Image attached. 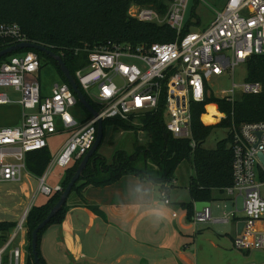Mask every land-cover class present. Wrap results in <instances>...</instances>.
Listing matches in <instances>:
<instances>
[{
	"label": "built area",
	"instance_id": "obj_1",
	"mask_svg": "<svg viewBox=\"0 0 264 264\" xmlns=\"http://www.w3.org/2000/svg\"><path fill=\"white\" fill-rule=\"evenodd\" d=\"M201 1V0H199ZM135 7V6H132ZM129 16L140 21L165 23L175 31L174 40L150 44L108 43L87 52V64L75 71L74 79L97 106L96 116L83 120L74 117L78 103L67 83H54L48 94L42 92L39 78L40 59L33 51L7 57L0 63V87L19 92L23 109L20 127L0 128V181L18 182L26 169L25 162L5 160V147L17 146L20 154L47 147V138L56 132L69 131L42 175L29 202L10 228L0 229V264H25L28 255L26 217L38 195L49 197L62 191L61 184L46 180L54 167L65 170L92 146L98 119L119 118L138 123L140 115L158 113L164 117L166 130L176 137L192 139V103H200L211 94L234 102L242 94H258L261 83L246 80L214 93L211 76L233 75L235 67L246 64L251 56L264 57V0H227L204 28L184 30L188 0H172L164 16L150 8H132ZM0 39L14 43L28 41L17 24H0ZM119 78L117 84L115 79ZM236 96H238L236 98ZM0 91V104L9 103ZM205 114L208 113L206 105ZM219 123L227 117L219 112ZM81 118V119H79ZM232 159V184L224 194L232 202L241 197L242 227L232 238L238 250L264 249V229L258 222L264 216V120L241 122L233 119L227 126ZM164 204H169L166 189H159ZM176 213L173 212V216ZM211 220L209 207L194 211L192 221Z\"/></svg>",
	"mask_w": 264,
	"mask_h": 264
},
{
	"label": "trees",
	"instance_id": "obj_2",
	"mask_svg": "<svg viewBox=\"0 0 264 264\" xmlns=\"http://www.w3.org/2000/svg\"><path fill=\"white\" fill-rule=\"evenodd\" d=\"M172 0H0V24H17L25 39L45 46L59 55L70 74L87 64V50L108 43H129L131 45L150 44L154 42H169L174 40L175 31L167 24L145 22L128 15L130 5L153 9L158 15L164 16ZM188 30L185 24L184 30ZM15 44L10 39H0V50ZM33 51L40 59V67L51 64L55 69L59 82L67 83L66 78L56 61L36 49H20L12 54L0 58V63L10 55ZM248 81L261 83L258 94H242L234 102L213 94L207 96L203 102L192 103V139L176 137L166 130L164 117L158 113L140 115L138 123L119 118L103 120V137L106 128L112 130H145L148 140L143 147H133L132 153L116 150L110 160L99 155V143L95 152L89 158L82 175L73 185L71 194L81 195L88 186H105L117 181L121 176L132 174L141 180L158 185L159 189H166L168 193L173 172L180 162L187 160L193 170L189 178L187 190L189 201L178 203L185 210L187 220H191L194 213V202L212 201L214 193L225 195L224 188L232 184L231 159L229 146L230 136L216 142L213 149L203 147L205 137L214 125H205L201 121L205 113L204 106L209 113L213 109L226 113L227 117L220 123L227 127L230 120L236 124L264 120V57L251 56L246 62ZM40 71V69H39ZM39 80V78H38ZM68 84V83H67ZM69 85V84H68ZM42 87V86H41ZM79 87V86H78ZM79 89H81L79 87ZM82 91V90H81ZM43 92V90H42ZM91 106H97L82 91ZM214 103V104H210ZM78 106L83 108L81 104ZM84 109V108H83ZM86 120L91 114L85 109ZM205 115V114H204ZM202 116L205 123L208 114ZM48 147L28 151L25 153V167L29 173L38 177L43 174L49 161ZM81 159V158H80ZM80 159L67 167L61 179L62 190L73 175ZM60 192H54L46 201L33 205L26 217V240L28 255L25 264H34L30 252L31 232L36 225L48 214L59 198ZM225 199L228 197L223 196ZM68 200V198H67ZM67 200L63 207L50 219L37 235V255L41 264H47L40 251V244L45 230L50 225L60 224L66 214ZM14 225L10 221H0V229Z\"/></svg>",
	"mask_w": 264,
	"mask_h": 264
},
{
	"label": "crops",
	"instance_id": "obj_3",
	"mask_svg": "<svg viewBox=\"0 0 264 264\" xmlns=\"http://www.w3.org/2000/svg\"><path fill=\"white\" fill-rule=\"evenodd\" d=\"M198 1L194 0L189 16H184L189 30L206 27L227 0L212 6L209 20L204 24H200V17L195 13ZM0 91L10 99L9 103L0 104V128L20 127L23 109L18 103L19 92L12 89V94L17 93V96L10 97L8 91ZM16 147H5V160L25 162V154H20ZM192 174L183 181L186 189ZM31 175L25 169L20 181L4 182L9 186L0 198L2 204L8 203L3 205L9 209L2 213L0 221L15 222L19 218L28 203L24 188ZM61 179L52 185L60 184ZM176 183L173 178L168 185L169 204L163 203L158 185L132 174L123 175L105 186H86L81 195L74 194V200L69 201L63 221L53 225L42 237L40 251L46 263L264 264V249L243 251L232 246V238L240 231L238 217L229 215L234 210L211 213V220L203 223L187 220L185 210L181 216L177 213L173 216L176 202L170 198V189ZM213 196L215 199L208 206L210 211L213 201H230L223 197L225 195L214 193ZM257 225L264 229V216Z\"/></svg>",
	"mask_w": 264,
	"mask_h": 264
},
{
	"label": "rangeland",
	"instance_id": "obj_4",
	"mask_svg": "<svg viewBox=\"0 0 264 264\" xmlns=\"http://www.w3.org/2000/svg\"><path fill=\"white\" fill-rule=\"evenodd\" d=\"M221 1V0H201L196 3L195 6V13L200 17V24H204L209 20L212 6H215V3ZM135 6L137 8H145V7H139L136 5H130V7ZM194 6V0H188V7L185 12L186 16H189L191 7ZM132 7V8H135ZM129 15V12H128ZM202 15V16H201ZM247 77V69L245 64H240L235 67V71L233 75H222L220 77L218 76H211L210 77V85L214 93L219 94L221 90L228 89L232 83V81L237 84L241 85L246 81ZM58 77L55 72V69L51 64H46L43 67L40 68L39 71V81L42 85L43 92H50L51 86L58 82ZM115 82L117 84L120 83L119 78L115 79ZM0 90H6L8 91V95L10 97L17 96L16 94H12V88L10 87H4ZM48 92V93H49ZM238 96H236L237 98ZM77 109H72L71 113L74 117H81L85 114V111L83 108L78 106L76 104L75 106ZM213 111L220 112L217 109H213ZM211 112L209 111L207 122L205 123L201 116V121L205 125H214L218 123L216 120L209 119L211 116ZM223 113V112H222ZM81 119V118H79ZM69 131H60L56 132L55 134L51 135L47 138V147L50 151V154L53 155L56 151V149L64 142V140L68 137ZM227 135V127H225V124L218 123L214 125L211 130L209 131L208 135L205 137V141L203 143V147L207 149H213L216 145V142L220 139L225 138ZM148 136L145 132V130L140 129H133V130H112L111 128H106L105 135L102 137L101 144L99 147V155L104 157L106 160H110L112 157V154L117 150H122L127 153H132L133 147H143L147 144ZM64 170L58 167H54L51 169L50 174L47 177L46 182L50 185L53 183L59 181L63 176ZM193 171L191 169L190 162L187 160L182 161L179 163V165L176 167V169L173 172V177L176 178L177 183L176 186L172 189H170V198L174 203L173 210L175 213H177L179 216H181L184 213V210L179 206V202L187 201L188 199V192L187 189L184 187L185 180L188 178L189 174H192ZM59 176V178L57 177ZM24 179V178H23ZM5 181L0 182V195H3L5 193V190L8 188V184L4 183ZM27 184L25 186V196L26 201L29 202L32 195L34 194L37 185H38V178L35 176H29V179L27 181ZM74 194H71L70 197H68L67 200V206L69 201L74 200L73 196ZM46 196L38 195L35 202L33 204H40L41 201L45 200ZM2 198H0V218L3 217L2 213L9 209L8 207H5L4 205H7L8 203L2 204ZM225 202V201H224ZM224 202H217L213 201L211 203V213L212 215L219 214L221 211L230 212L234 210V207L232 205V202L226 201ZM26 204V203H25ZM24 204V205H25ZM42 204V203H41ZM225 204V207H224ZM11 205H9L10 207ZM26 206V205H25ZM5 207V208H4ZM20 208V207H19ZM241 208H242V200L241 197H237L236 199V209L238 212L236 213V216L241 215ZM22 212V211H21ZM20 212V214H21ZM53 225H50L44 232L43 236L47 231H49Z\"/></svg>",
	"mask_w": 264,
	"mask_h": 264
},
{
	"label": "water",
	"instance_id": "obj_5",
	"mask_svg": "<svg viewBox=\"0 0 264 264\" xmlns=\"http://www.w3.org/2000/svg\"><path fill=\"white\" fill-rule=\"evenodd\" d=\"M192 31L197 30V28L191 29ZM36 49L38 51H41L45 54H48L51 56L57 63L58 67L60 68L61 72L63 73L64 77L67 80V83L69 84L72 92L75 94V97L77 99V102L81 104V106L89 112L92 116H96L97 112L96 110L91 106L85 95L82 93V91L79 89L74 77L70 74L69 70L67 69L65 63L63 62L62 58L52 52L51 50L47 49L45 46L31 42V41H24L12 44L8 47H5L0 50V58L12 54L13 52L20 50V49ZM103 120L98 119L97 121V131H96V137L92 144V146L89 148V150L81 157L78 166L76 167L73 175L71 176L70 180L68 181L67 185L64 187V189L61 191L58 200L56 203L52 206L48 214L44 217V219L39 222L36 227L31 232V239H30V252L33 258L34 264H41L37 255V235L38 232L44 228L50 221V219L63 207L65 204L69 193L71 192V189L75 182L78 180V178L82 175V172L91 157V155L95 152L97 149L99 143L102 140L103 137ZM259 157L264 162V156L259 153ZM209 202L208 201H196L194 202V210L199 211L203 207H208ZM242 223L239 224V229H241Z\"/></svg>",
	"mask_w": 264,
	"mask_h": 264
},
{
	"label": "bare ground",
	"instance_id": "obj_6",
	"mask_svg": "<svg viewBox=\"0 0 264 264\" xmlns=\"http://www.w3.org/2000/svg\"><path fill=\"white\" fill-rule=\"evenodd\" d=\"M208 112V111H207ZM207 114V113H206ZM205 114V115H206ZM220 113L219 112H217V111H212L211 112V116H210V118L209 119H211V120H216L217 118H214V116H216V115H219ZM204 114H202V116H203ZM195 211V210H194Z\"/></svg>",
	"mask_w": 264,
	"mask_h": 264
}]
</instances>
